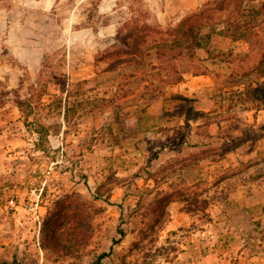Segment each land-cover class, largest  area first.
Listing matches in <instances>:
<instances>
[{
  "label": "rangeland",
  "instance_id": "obj_1",
  "mask_svg": "<svg viewBox=\"0 0 264 264\" xmlns=\"http://www.w3.org/2000/svg\"><path fill=\"white\" fill-rule=\"evenodd\" d=\"M214 1L0 0V263L93 264L105 254L100 264H264L243 248L255 223L264 229V102L255 111L228 100L234 81L254 78L264 0H230L220 12ZM201 7L205 17L188 25L208 35L203 49L152 59L148 87L105 60L120 26L145 29L134 44L147 51L160 37L152 32L176 29ZM235 18L247 39L219 34ZM188 110L215 113L193 119ZM224 133L244 143L201 159L208 135ZM65 203L85 240L63 232L64 250H43L44 218Z\"/></svg>",
  "mask_w": 264,
  "mask_h": 264
},
{
  "label": "trees",
  "instance_id": "obj_2",
  "mask_svg": "<svg viewBox=\"0 0 264 264\" xmlns=\"http://www.w3.org/2000/svg\"><path fill=\"white\" fill-rule=\"evenodd\" d=\"M230 0H215L211 2L214 5V9L216 11L224 10L225 3ZM204 7V6H203ZM201 7L197 13L191 14L186 17L181 24L173 30L166 29L165 33L160 32H152L153 38L154 35H160L158 38L152 41L153 47L144 51L142 49L141 44H134L139 37L143 36V32L145 29H141L139 27L129 28L128 24H124L120 26L114 38L113 44L110 46V49L113 52L105 57V60L109 61L110 64H114L116 61L122 65H127L130 67L132 72L129 77H140L141 82L146 84L144 87H148V85L153 83L154 78L150 77L151 70H155L152 59L155 60H165L166 58H180L182 56H188L190 58L194 57V50L203 49V44L208 41V35H203L201 31L198 33L195 32V26H190V23L201 22V20L205 17V11ZM131 21V22H130ZM124 22L126 23H136L138 19L129 18ZM243 23L235 18L232 21H229L223 27L222 31H219V34L223 35L226 38H230L232 41L244 40L248 37V30L244 28ZM186 29L184 32L186 36L184 38L180 37L179 31L181 29ZM178 32V33H177ZM147 36V35H146ZM145 37V36H144ZM145 44V43H143ZM154 50L152 53L151 51ZM205 53L211 60H215L220 58L222 54H214L210 51L205 50ZM223 57V56H222ZM175 72V68L172 70ZM254 78H247V75H244L242 79H238L234 81L235 91L231 90V100L230 102L244 108V110L249 109L248 107H252L253 110L259 111L260 104L264 102V41L261 44V53L259 60L252 71ZM159 77H162L160 72L157 73ZM175 82L181 81V74L176 73V77L174 79ZM122 91V90H120ZM126 93H123L122 96H126ZM174 100H184L182 96H174ZM26 103L22 101L17 102V108L24 106ZM228 110H230L231 106L228 104ZM249 105V106H248ZM68 110H65V118L67 116ZM215 111H210L209 113H204L201 111L188 110V114L191 115L193 119H200L211 114H214ZM38 129H35V133L41 137L47 139L49 133L46 127L43 125L38 126ZM186 127L190 128L189 124ZM196 129H200V125L196 127ZM207 139L211 140L210 143L201 144V150L199 151V155L201 159L211 158V162H215L226 156L231 152H235L238 148L231 144H240L244 143L242 137H235L233 135H229L228 133H224L222 137H213L208 135ZM174 148L181 146V143H174L172 145ZM232 146V147H230ZM35 147L39 151H44L43 147L40 143L35 144ZM192 147H196V145H192ZM235 147V148H234ZM159 151L155 152L152 155L151 160L157 158ZM213 159V160H212ZM107 202V201H105ZM85 222V220H83ZM86 226L83 225L82 221L79 219V216L74 212V209L68 204H62L60 207L56 208L55 211L48 213L43 221L41 231H40V247L43 250L60 252L61 249L59 242L61 241L63 235L68 234L71 238V241H84L87 230H85ZM64 232V234H63ZM118 234L120 238L123 237L124 232L119 229ZM67 241V240H66ZM264 241V229H259V223H255L254 227L245 235L244 238V250H246L247 255L249 257H260L264 259V247L262 242ZM105 254L99 255L93 264H100L101 260L105 257ZM0 264H8L2 262Z\"/></svg>",
  "mask_w": 264,
  "mask_h": 264
},
{
  "label": "crops",
  "instance_id": "obj_3",
  "mask_svg": "<svg viewBox=\"0 0 264 264\" xmlns=\"http://www.w3.org/2000/svg\"><path fill=\"white\" fill-rule=\"evenodd\" d=\"M6 172H7V171H6ZM6 172H5V173H6ZM14 176H17V178H18L19 175H16V174H15V175H9V174H8L7 177H6V179H5L4 181H7V180H10V181H11V180H13ZM8 177H9V178H8ZM10 178H11V179H10ZM1 179H2V169L0 168V184H2Z\"/></svg>",
  "mask_w": 264,
  "mask_h": 264
},
{
  "label": "built area",
  "instance_id": "obj_4",
  "mask_svg": "<svg viewBox=\"0 0 264 264\" xmlns=\"http://www.w3.org/2000/svg\"><path fill=\"white\" fill-rule=\"evenodd\" d=\"M8 205H9L10 209H14V210L16 209V203L13 199H11L9 201Z\"/></svg>",
  "mask_w": 264,
  "mask_h": 264
}]
</instances>
